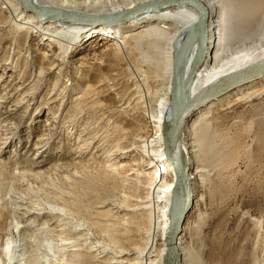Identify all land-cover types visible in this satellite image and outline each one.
<instances>
[{"label":"bare ground","instance_id":"1","mask_svg":"<svg viewBox=\"0 0 264 264\" xmlns=\"http://www.w3.org/2000/svg\"><path fill=\"white\" fill-rule=\"evenodd\" d=\"M29 1L36 8L54 9L60 12L78 13L99 18H110L123 11L130 10L137 5L145 4L153 0H130L125 3L123 2L124 0ZM199 1L207 10V40L204 52L200 56L201 60L198 61L199 64L191 82L183 90V102L189 99L194 100L220 78L240 71L264 59V0ZM197 20L198 14L192 8L186 5H177L147 11L135 16L113 21L107 26H102L62 18L53 20L52 15L36 16L32 12L27 11L21 5L19 0H0V33L8 28L11 30L8 31L9 34L3 33L0 35L2 37L0 43H3V41L12 42V53L16 48H20L19 43L24 40L26 43L25 47L27 48L25 49L31 55V62L35 66L40 67L41 70H44L43 79L46 82L51 78L50 76L55 73L59 74L62 68L66 66V64L63 65L66 61V58L64 57H70L86 47H90V49L92 48V54L82 55L74 59V61H71L74 62L72 64L75 66H85L84 68L82 67L83 69H77L73 65V67L66 66L71 70L70 73L74 74L76 77L78 74H81L86 80L89 79L91 77L90 72H92H89V69L92 68L90 67L92 63L88 61V59L93 60L99 55L106 56L112 61L114 60L116 63L114 66H119V63L123 61L129 63V67L132 69L130 72L135 75L140 74L138 76L137 85L136 81L134 84L126 82L122 89L121 86L123 84L120 83V85H117L118 83H115L116 80L114 83H107L109 80L107 81L106 79V83L104 80L96 81L91 87H89L90 91H88L87 94L85 93V95H81L78 92L81 96L79 95L74 98L76 104L83 102L84 104L87 103L89 106H95L99 110H104L103 108H106L107 106L109 107L111 104L110 101L112 102L113 99H116L117 103L115 101L113 102L117 104V107H119V109L127 110L131 105L137 106L142 103L141 90H139L141 87L142 89L144 88L147 93L152 94L148 99H151V102L154 103L153 108L155 111L153 113V121L148 124L147 128H143L140 125H131L130 135L132 137V144L127 146L124 151H119L121 154L116 157L118 161L126 159L124 161L125 164H123L125 169H123L124 167H121V169H123L127 176H130V178L136 181L140 195L135 198H125L134 203V205L126 207L120 205L119 200L123 196L117 192V189L114 192L110 191L112 193L103 194L106 195L107 198L94 207L95 213L93 212V215H96L97 217L95 218L96 220L93 222V225H95L96 232L97 230L104 232V235L108 240L106 241L103 237V241H101L104 251L107 254L109 252L113 254L114 261L107 262L108 260L98 258L99 256H91L93 258L92 260V258L82 252L81 248L78 246L79 249L72 250V248V251L69 254H65L69 259V264H163L166 250L165 234L179 208V195L174 185V169L164 151L165 138L163 129L166 122L175 114L176 91L182 86L191 68L196 62L199 39L195 38L193 41H189L188 36ZM91 55L94 56L92 57ZM99 60L101 61V59ZM102 62H99L98 64H101ZM86 63L91 64L86 66ZM109 63L107 64L110 65ZM8 65L10 64L8 62L6 63L4 59L1 60L0 71L3 68L4 72L3 75L0 76V87L4 85L8 90V92L6 90L7 93L5 94V98L7 100H5V102L18 97L21 93L22 95L28 94L29 92L27 93V91L35 86L37 82H41L38 76L36 78H33L32 76V80L29 79L28 84L23 83L16 86L15 82L11 79V76L9 79L7 77L6 71L8 70ZM114 66L110 65V67L113 68ZM17 68L18 65L16 64L13 69ZM113 68L108 69L109 74L110 72L118 71V68H116V70ZM174 68H176V76H174ZM97 75L101 74L97 73L96 76H94L95 80ZM122 82H124V80ZM78 84H80V82ZM80 85L82 86V84ZM89 85L90 84H88V86ZM74 90L76 89H73V91ZM75 102H73V104ZM105 102L109 105H106ZM82 106L83 104H81V107ZM92 106L91 108H93ZM81 107L79 105V108ZM29 108L30 106H28L27 111ZM219 115L225 117L235 116L233 119L236 124L241 123L242 120H245L247 117H250L252 120L250 125H247L248 128L246 131L242 129L243 127L241 125H237L233 135L228 136L222 134L225 125L224 121H220V119L223 118L219 117ZM130 131H123L121 133L122 139H125L126 134L130 133ZM245 138L250 139L251 141H249L250 144H246V146L245 143L247 140L245 141ZM93 142L95 143V140ZM242 148L244 149L243 154L245 155L239 156V150L241 151ZM36 150L37 152H40V150H44V147L38 145V147L36 146ZM263 152L264 75L249 84L230 91L227 94L213 98L202 107L198 108L187 120L179 142L178 157L180 162L186 168V175L192 186L193 203L189 215L194 213V210L195 213L200 211V202L205 204L209 201L208 198L207 201H204V199L199 201L196 195V190H205V188L213 183L210 191H208V197L215 202V200L221 198L223 192L228 189L226 188L228 182H226L227 180L224 176L235 167L240 170V168L244 166L245 160L248 161V166L253 165L251 161H254L253 159H258L257 157L263 154ZM76 156H73V158ZM74 160L76 161L77 158ZM118 161L117 163H119ZM113 162H115V160ZM39 163L43 162L41 161ZM62 165L66 166L67 164ZM107 165L109 167L111 166L109 165V162H107ZM37 166L40 165L35 163V167ZM50 169L48 171H50L51 174L52 170ZM107 170H109V168ZM42 172L46 173L43 169ZM101 173L102 175L107 176V174L103 172ZM37 174L38 173H36L35 177H40V171L39 175ZM30 175L32 176L33 172L32 174L30 172ZM52 175H54L53 172ZM94 176H98V174ZM87 178L88 177L86 176L85 179ZM120 178L117 179L121 180ZM53 183H58L57 187ZM53 183H51L52 187L50 188H53V190L58 193L63 189L69 190L68 194L73 196L74 199H72L73 201L71 202V205L75 208H81V210L85 209L82 208L85 205L82 203L85 201L82 197L86 196L87 192H85L86 190H83L84 188L81 189L82 186L78 185L79 188L77 186V184L82 182L75 183L73 186H67L61 181ZM89 185H91V183ZM52 193L50 191L48 195L54 202L56 194ZM114 194H116V198L113 197ZM40 210L41 209H39V211ZM50 210L51 212L53 211L52 213L54 216L65 220L66 217H69V219L73 217V215L71 217V214H67L69 210L66 208L54 206L51 207ZM70 212L73 214L72 211ZM30 213H32V211ZM119 213L130 215L136 224L135 236L138 238L139 243L138 245L133 246L129 251L120 250L119 252H115L113 249L121 248L116 245H110V242H115L111 240V238L116 234V228L120 223L118 221V216H115ZM188 216L185 218L181 233L178 237L177 248L182 264H196L197 258L195 253H193L188 244L185 245L188 238L190 237L191 239L190 235L195 227V224L189 221ZM80 218L81 217H78V215L75 217L76 221L78 219L80 221ZM62 222L65 223L64 221H61V223ZM81 223H83V220L80 221V224ZM88 224L90 223L84 221V223L81 224L83 227L82 229L89 230L87 228H91V226H87ZM71 226L69 228H71ZM75 227L76 230L77 226ZM3 229L4 221L1 219L0 215V234ZM60 230H64V226L63 229L61 228ZM47 232V243H44L43 247L37 246L32 250L31 256L28 259L16 256L14 253L15 248L7 245L3 251L7 263L61 264L62 256H65L62 254L63 248L60 247L62 243H60L61 245L59 248L56 243H54L55 239H53V233L51 234L49 231ZM90 235L92 234L89 233V236ZM63 237L65 238H62L63 241L69 239L66 235ZM77 237L79 238V236ZM85 237L87 238L88 234ZM90 238L87 239L89 240ZM62 239L60 240L62 241ZM73 239L77 240L76 238ZM83 239L85 240V238ZM94 239L96 240L97 238ZM82 241L83 240H81V242ZM89 243H86V245H89ZM92 243L93 242L90 244ZM69 246L71 247L72 244ZM69 246L67 245V247ZM127 255L134 256V260L127 261ZM67 257H63V259L65 258L66 260ZM251 264H258V260L253 259Z\"/></svg>","mask_w":264,"mask_h":264},{"label":"rangeland","instance_id":"2","mask_svg":"<svg viewBox=\"0 0 264 264\" xmlns=\"http://www.w3.org/2000/svg\"><path fill=\"white\" fill-rule=\"evenodd\" d=\"M127 1L130 0H124L123 2L125 3ZM8 29L1 32L0 35L3 33L9 34L8 31L11 30L10 28ZM1 39L2 37L0 36V40ZM25 45V41H21L19 43L20 48H16V50L11 53V49L13 48L12 42L3 41V43H0V46H3L0 47V62L4 59L6 63L8 62L10 64L6 71L8 79L11 76L16 86L23 83L28 84L32 76L33 78L38 76L41 80L40 83L37 82L35 86L27 91V93L29 92L28 94L22 95L21 93L18 97L7 102H5V100H7L5 98V94L8 92L7 87L4 85L0 87V215L1 219L4 221V229L0 234V264H8L3 252L7 245L15 248L14 253L16 256L28 259L31 256L32 250L37 246L43 247V244L47 243V231L51 234L53 233V239H55L54 243H56L58 247L61 245L60 243H62L60 247L63 248V255L69 254L72 250L81 248V251L90 257L99 256L98 258H104V260H108L107 262H112L114 261L113 254L110 252L108 254L105 253L101 242L103 241V237L108 241L104 232H100L99 230L96 232L95 225H93L97 217L93 215V212L95 213L94 207L107 198L106 195L103 194L112 193L117 189V192L123 196L119 200V203L126 207L134 205V203L125 198H135L140 195L136 181L130 178V176H127L123 171V169H125L123 164H125L124 161L126 159L118 161L116 157H118L127 146L132 144L130 128L133 125H140L143 128H147L148 124L153 121V113L155 111L153 108L154 103L151 102V99H148L152 94L147 93L146 90L141 87L139 90H141L142 103L137 106L131 105L127 110L119 109L116 104V99H113L112 102L110 101L112 107L105 102L109 107L103 108L104 110H99L92 105L89 106L87 103H85L87 104L85 105L83 102L76 104L74 98L80 94H87L88 91H90L89 87L96 81L104 80L105 82L109 80V82H106L114 83L116 80L115 83H118L117 85H120V83L123 84L121 86L122 89L126 82L134 84L136 81L137 85L138 76L140 74L135 75L130 72L132 69L129 67V63L123 61L119 63V66H114V64H116L114 60L112 61L106 56L101 55V57L99 55L93 60L88 59V61L92 63H90L91 65L86 63V66L90 65V67H92H89V72L92 71L90 72L91 77L89 79L86 80L81 74H78L76 77L74 74L70 73L71 70L66 66L71 67L73 65L72 63H74L71 61H74V59L82 55L92 54V48L86 47L70 57H64L66 61L61 63H63V65L66 64V66L63 67L66 70L62 68L59 74L55 73L50 76L51 78L46 82L43 79L44 70H41L40 67L35 66L31 62V55L26 51L27 48ZM91 56L93 57L94 55ZM99 59H101V61ZM99 62L102 63L98 64ZM107 63L111 66L113 65L115 70L118 68V71H116L117 73L110 72L111 76L108 69L113 67H110ZM14 64L18 65L17 69H13V67H15ZM73 66L77 69H83L85 67L83 65ZM3 72L2 68L0 76L3 75ZM97 73L101 75H97L95 80L94 76H96ZM123 80L124 82H122ZM78 81L82 86L78 84ZM88 84L90 85L88 86ZM73 89L76 90L73 91ZM73 102L75 103L73 104ZM81 104H83L82 107ZM26 105L30 106L28 111V106ZM79 105L81 108H79ZM91 106L93 108H91ZM219 117L223 118L220 119V121H224L225 125L222 134L228 136L233 135L237 125H241L243 127L242 129L246 131L248 128L247 125H250L252 120L250 117H247L245 120H242L241 123L236 124L233 119L235 116L225 117L219 115ZM127 130H129L130 133H127L126 138L122 139L121 133ZM94 140L95 143L93 142ZM245 141V146L246 144H250V139L245 138ZM38 145H42L44 150L37 152L36 146L38 147ZM243 152V148L241 151L239 150V156L245 155ZM73 156L76 157L73 158ZM75 158H77L76 161L74 160ZM257 158L258 159H253L254 161H251L253 165L248 166V161L245 160L244 166L241 167L240 170L235 167L224 176L226 177V182H228L226 186L228 189H226L223 192V196L215 200V202L208 197V191H210L213 183L205 188V190H196L199 201L202 199L207 201V198L209 200L207 201V203L209 202L208 205L207 203H205V205L203 202H200L199 212L195 213L194 210V213L188 214L189 216L187 215L189 221L194 223L195 227L192 231L193 233L191 232V239L189 237L185 245L188 244L193 253H195L197 258L196 264H251L253 259H257L258 264H264V152ZM114 160L115 162H113ZM116 160L120 164L117 163ZM41 161L43 163H39ZM107 162H109V165L112 167H109ZM35 163H38L40 166L35 167ZM62 164L67 165L64 166ZM121 167L124 168L121 169ZM41 168L43 171H46V173H43ZM48 168H51V174ZM108 168L109 170H107ZM30 172L31 174L33 172V175H35L31 176ZM52 172L54 175H52ZM101 172L107 174V176L102 175ZM36 173H38L37 175L40 177H35ZM97 174L98 176H94ZM86 176L88 177L87 179H85ZM59 181L65 183L67 186H73L75 183L82 182L77 184V186H82L81 189L84 188L83 190L87 192L86 196L82 197L81 195L85 200L82 202L85 204L82 207L85 208L84 210L75 208L71 205L74 199L73 196L68 194L69 190L63 189L58 193L54 191L53 188H50L52 187L51 183ZM90 183L92 186L89 185ZM53 184L56 187L58 185V183ZM50 191L56 194L54 202L48 195ZM115 196L116 194H114L113 197ZM54 206L69 210L67 214H71V217L73 215V219L66 217L65 220L54 216L52 213L53 211L51 212L50 210L51 207ZM39 209L41 210L39 211ZM31 211L32 213H30ZM33 211L36 212L34 213ZM70 211H72L73 214ZM77 215L81 217L80 221L83 220V223L84 221L90 223L87 225L91 226V228H87L89 230L82 229L83 227L81 224L83 223L80 224L79 219L77 221L75 219ZM115 216H118V221L120 223L116 228V234L111 238V240L115 242H110V245H116L121 248L113 249L115 252H119L120 250L129 251L133 246L139 243L138 238L135 236L136 224L133 218L125 213H119ZM61 221H64L66 224L63 222L61 223ZM69 224L73 226L69 228ZM63 226L64 230H60L61 228L63 229ZM75 226H77L78 230H75ZM67 230L75 232L70 233ZM86 231L89 232L87 233ZM89 233L92 235L89 236ZM63 234L69 239L63 241V239H65ZM87 234V238L91 237L92 240L91 238L88 240L85 237ZM77 236H79V238ZM73 238L78 239L75 240ZM83 238H85V240ZM94 238L97 239L95 240ZM60 239H62V241ZM81 240L83 241L81 242ZM64 242L67 243L65 244ZM89 242L93 243L90 244ZM86 243H89V245H86ZM71 244L72 246L70 247L69 245ZM67 245L69 247H67ZM63 257H67V255L62 256L61 264H69L68 257L66 258L67 262ZM126 260H134V256L127 255Z\"/></svg>","mask_w":264,"mask_h":264},{"label":"water","instance_id":"3","mask_svg":"<svg viewBox=\"0 0 264 264\" xmlns=\"http://www.w3.org/2000/svg\"><path fill=\"white\" fill-rule=\"evenodd\" d=\"M21 5L29 12L36 16L52 15L53 20L58 18L66 20H78L80 22L107 26L113 21H118L124 18L135 16L147 11L158 8L186 5L192 8L198 14V20L191 29L188 39L193 41L195 38L199 39L198 54L196 62L191 68L188 76L180 88L177 89L176 111L175 114L166 122L163 133L165 138L164 151L169 162L172 164L175 174L174 185L179 195V208L176 216L171 222L166 234L165 244L166 250L163 258V264H182L181 257L177 248V240L181 233L186 216L190 213L193 203L192 186L186 175V168L180 162L178 157L179 142L182 132L187 120L192 114L204 104L213 98L227 94L230 91L249 84L252 81L264 75V59L260 60L240 71L226 75L213 84H211L204 92H202L194 100H187L183 102V90L191 82V79L201 60V55L204 52L207 40V10L206 7L199 0H153L145 4H140L130 10L121 12L114 17H93L82 15L78 13H65L54 9L36 8L29 0H19ZM174 76H176V68H174Z\"/></svg>","mask_w":264,"mask_h":264}]
</instances>
